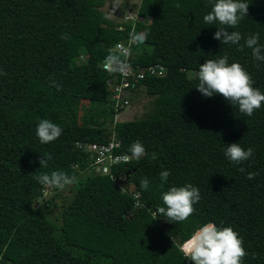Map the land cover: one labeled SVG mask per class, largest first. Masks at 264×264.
Listing matches in <instances>:
<instances>
[{"label": "trees", "instance_id": "16d2710c", "mask_svg": "<svg viewBox=\"0 0 264 264\" xmlns=\"http://www.w3.org/2000/svg\"><path fill=\"white\" fill-rule=\"evenodd\" d=\"M247 3V17L228 31L240 32L241 44L259 33L264 46V0ZM105 4L0 0V69L7 73L0 76V264H191L180 247L208 222L231 227L243 238L248 253L243 264H264V102L248 117L222 96L206 98L196 89L199 66L227 55L264 93V63L254 61L248 48L213 38L219 25L203 21L209 0H140L132 13L143 22L132 24L109 19ZM133 29L149 35L144 45L132 47V66L159 65L164 72L132 79L134 86L124 90L136 94L141 88L151 99L146 117L116 121L122 108L116 109L110 88L120 85V76L100 65L111 47L127 44ZM64 33L70 38L61 39ZM82 101L102 106L107 124H75ZM41 119L59 125L63 134L41 144L36 136ZM112 139L120 143L119 154L130 156L129 147L139 141L148 155L101 175L76 143ZM232 143L253 148L254 157L232 165L224 156ZM47 155L49 166L41 168L40 157ZM57 170L76 175L77 182L46 192L35 177ZM129 171L134 172L123 184ZM161 171L170 172L163 188ZM247 172L259 174L248 180ZM144 177L150 181L147 191L140 187ZM188 183L201 199L187 222L168 223L154 214L163 206V192ZM65 190L71 195L60 197ZM59 197L61 220L55 225L46 211Z\"/></svg>", "mask_w": 264, "mask_h": 264}, {"label": "clouds", "instance_id": "9594fccd", "mask_svg": "<svg viewBox=\"0 0 264 264\" xmlns=\"http://www.w3.org/2000/svg\"><path fill=\"white\" fill-rule=\"evenodd\" d=\"M210 11L203 16L205 24H218L219 27L214 34V39L224 45H238L239 50L244 48L251 50L254 61L264 63V46L259 44V33L249 35L241 44L242 36L238 31H228L235 29L240 22L248 15L249 3L247 0H209ZM174 7L180 8V3H175ZM149 33L147 31L137 32L134 29L129 33L127 45L118 43L109 49L100 67L111 74H125L129 67L128 61L132 56V47L144 45ZM67 33L61 35V39H69ZM259 67V63L257 64ZM7 73L0 69V76ZM198 84L197 91L206 98L216 95L222 96L225 101L236 108L241 114L251 117L255 111L262 107L264 93L253 85L250 74L239 63L229 64V57L224 55L217 59H208L199 66L196 73ZM50 85L61 90L60 86L50 78ZM63 134V129L56 123L41 119L36 127V136L41 144H48L56 141ZM130 156L128 160H140L148 155L144 145L136 141L128 149ZM224 156L232 165H243L254 157V149L247 150L241 147L240 143L225 145ZM151 159H157V154L152 153ZM51 155L40 157L41 168H47ZM251 165H249L250 167ZM238 171L245 173L244 167H239ZM259 173L247 172L246 179L252 180ZM169 171H161L159 178L161 187L167 183ZM37 182L42 185L45 191L62 190L66 186L77 182L76 175H69L64 171H52L50 174L42 173L36 176ZM149 179L144 177L140 181V187L147 191L149 189ZM163 206L157 208L155 215L162 216L168 223H184L196 211V205L200 199L199 189L188 183L181 187H170L161 196ZM180 251L186 260L191 264H243V258L248 255L243 247V238L239 236L231 227H217L215 223L208 222L194 230L186 239ZM255 258V255H254Z\"/></svg>", "mask_w": 264, "mask_h": 264}, {"label": "rangeland", "instance_id": "374dc122", "mask_svg": "<svg viewBox=\"0 0 264 264\" xmlns=\"http://www.w3.org/2000/svg\"><path fill=\"white\" fill-rule=\"evenodd\" d=\"M140 0H106V4L102 8V11L106 13L107 17L111 20L118 21L126 13H132L136 9ZM130 97V99H123V97ZM125 101L127 103H125ZM122 108L121 113L117 114L114 118L116 121H131L146 117L151 109V99L148 98L144 91L140 88L138 93H126L122 95ZM102 106L97 105L90 101H82L79 108V116L73 122L80 126H89L101 124H107L106 120L109 121L105 115L100 113ZM67 118L66 120H68ZM93 172H89L88 175ZM71 194L68 190L62 192L60 197L68 198ZM45 197L50 199L51 194H46ZM55 198L51 201L50 208L46 211V216L55 224L60 225V203L62 198Z\"/></svg>", "mask_w": 264, "mask_h": 264}, {"label": "built area", "instance_id": "2783aa9c", "mask_svg": "<svg viewBox=\"0 0 264 264\" xmlns=\"http://www.w3.org/2000/svg\"><path fill=\"white\" fill-rule=\"evenodd\" d=\"M137 21L143 22L140 17L133 13H126L122 17L123 23L132 24ZM118 30L121 31L122 28H118ZM128 64L129 67L126 69L125 74H117L120 76V85L113 87L112 89L110 88L111 92L113 93V100H115L114 103L116 109H119L121 106L120 104L122 103V95L124 93V90L134 86V84L131 82L132 79L143 80L147 76L159 77L164 72L163 67L159 65H152L144 69H138L132 66L130 59L128 61ZM125 103L127 102L125 101ZM119 147L120 143L114 139H112L107 144L76 143V148L83 154H86V156H88L91 166L101 175H109L111 167L113 166L123 165L130 162V160L127 159L128 155L119 154L117 152V149H119ZM133 198L135 199L134 207L137 208L139 206V194L136 192L133 193Z\"/></svg>", "mask_w": 264, "mask_h": 264}, {"label": "water", "instance_id": "95a60500", "mask_svg": "<svg viewBox=\"0 0 264 264\" xmlns=\"http://www.w3.org/2000/svg\"><path fill=\"white\" fill-rule=\"evenodd\" d=\"M132 172H134V171H129V172L127 173V175H126V179L124 180L123 184L127 182V177H128L130 174H132ZM120 185H122V183H121Z\"/></svg>", "mask_w": 264, "mask_h": 264}]
</instances>
